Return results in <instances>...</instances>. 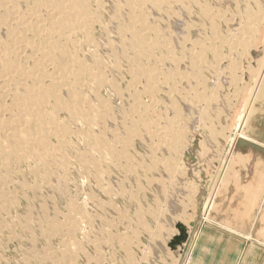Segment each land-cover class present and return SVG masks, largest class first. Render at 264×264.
Instances as JSON below:
<instances>
[{
    "label": "rangeland",
    "instance_id": "rangeland-1",
    "mask_svg": "<svg viewBox=\"0 0 264 264\" xmlns=\"http://www.w3.org/2000/svg\"><path fill=\"white\" fill-rule=\"evenodd\" d=\"M185 1L158 0L157 4L143 1L136 5H140L138 6L139 8H136V6H134L136 9L132 7L133 10L135 9L134 12L125 3L128 0L92 1L90 10L92 9L91 12L97 16L95 21H92L95 24L90 22L88 24L89 29L86 28L87 31L84 29L80 30V32L76 31L73 34H69V40H63L62 45L66 46V51H71H69L70 53L68 52L70 56L74 55V57H70L71 61H75L76 57V60L82 59L81 61H86L85 64L89 66H86L87 70L89 69L88 72H93L94 74V71L98 69L95 74H99L98 76L103 75L106 78V83L102 84L104 86H99L95 76L90 75L89 79L79 80L83 82L82 87H80L74 76L69 75L70 77H68V74L64 75L63 72H60L61 70L57 69L58 67L56 68L53 65L52 72H56L55 77L57 76L56 78H59L65 84L69 82L72 88L69 84L65 88H59L61 92L59 90L56 92H59V95L62 94V96L57 95L59 99L53 102L50 101V104L47 102V108L43 104V108L41 107L40 109L41 111L43 110L42 116L46 118L42 117V121L33 119L32 112H27L28 117L26 116V118L30 124L27 125L28 129L31 126L36 128L40 125L47 130L44 131L46 132V139L43 138L44 136L42 137L45 145L33 147V155L27 157L20 156L22 154H19L18 157L11 155L9 158L12 159H5L4 154L7 152H9L7 154H10L13 146L12 142L8 144L2 136L5 133H9L7 135H10L11 132L15 133V130L19 133V129L22 128V126L16 124L15 119L17 117L15 116L18 113L5 114L6 119L12 116L15 119L12 122H9L11 120L7 122L9 127L14 129H11V132L4 131L8 127L6 124H0V139L3 138L0 140V153L2 152L1 150L4 151V154H2L3 152L0 154V264H189L196 239L203 227L218 230L227 236L223 242L227 246V264H241L245 260L247 249L249 250V264H254L253 261L258 259L256 252L258 246L259 248H264V244L257 243L259 238L258 229L264 214V184L259 181L260 186V184H256L257 181H253L255 186L252 181L250 183L247 181L248 185H253H250L249 189L246 190L244 186L239 184V178L241 177L242 165L245 168L249 165L250 169L254 168V154L256 152L264 153V150L255 146L256 150L259 149V151H254L255 149H252V147H255L247 143L244 144L239 134L242 133L243 127L245 128L246 126V114L250 107L248 106V100L251 101L252 98L255 99L259 95L260 83L257 82H262L259 77L264 72V0ZM239 5L241 6L239 7ZM124 6L126 7L124 8ZM24 8L20 6L22 12H24ZM121 8L127 11H123ZM246 10L250 11L247 12ZM209 16L211 17L209 18ZM248 16L252 18L250 20L253 25H249L250 29L246 30V34L239 35L240 30L243 28L242 26L247 23ZM128 18H132L133 21L144 18L145 25H142L141 29L137 28L136 30H139L148 42H152H149L151 48L149 57H139V55L136 56L134 53L130 42L134 31L129 26L132 20ZM255 21H258V23L256 22L257 25ZM257 26L260 27L258 28ZM123 27H125L126 33H124ZM258 32L260 34H257ZM208 33L211 34L209 35ZM121 34L123 35L121 36ZM253 34L256 35L253 36ZM3 38L6 40V37L3 36ZM235 42L236 45L241 44V47H235ZM244 45L246 48L242 47ZM155 53L158 55L156 56ZM174 58L177 59L175 60ZM66 59L64 58L65 62ZM145 65L149 67L148 70ZM135 69L136 71L144 69L150 77L143 78V83L138 84L136 78H139V76L135 77ZM188 76L192 78H188ZM234 76L238 77L237 81L240 83L237 84V81L233 82ZM165 77H168V80ZM255 77H258L257 80L259 81H255ZM171 79H174L175 82L171 81ZM183 80L184 82H182ZM50 83L51 81L48 80L47 84ZM156 85L159 86L157 87ZM9 87H11V89L9 88L10 91L13 92L16 86L9 85ZM138 87H142L140 91ZM69 88L71 89L70 94L67 93ZM15 92V94L22 93V95L17 96H25L18 87H16ZM66 93L69 94L70 99H68ZM131 93L134 94L132 95ZM64 95L67 97L65 96L64 98ZM137 101L144 108L151 109L150 111L154 115L145 116L143 112H135L133 106ZM59 102L61 104L58 106V110L56 107ZM74 104L76 105L74 106ZM80 105L81 110L78 109ZM91 105L94 107H91ZM89 106L93 109L89 110L87 108ZM156 107L158 110H156ZM60 108L62 109L60 110ZM73 108H76V112H84L86 110V117L77 118L76 121L71 112L74 110ZM88 110L92 113L90 114ZM94 113L97 115H94ZM8 114L10 116H7ZM125 114L129 115L126 116ZM141 118L147 120L148 127H151L150 130L139 122L142 120ZM173 126H178V128H173ZM153 127H157V130ZM66 131L69 132L67 133ZM178 131L182 132L179 133ZM78 132H81V134ZM166 133L169 135H165ZM48 136L50 137L48 138ZM170 136L175 137L170 139ZM181 136L183 137L181 138ZM121 138L124 139L121 140ZM100 140L108 141L110 146L102 147L98 144L101 142ZM14 143L17 144V140ZM2 144L6 145V147ZM164 145L167 147L166 149ZM158 146H160V150L157 149L159 148ZM178 146L181 148L177 150ZM4 147L11 150L7 149V151ZM53 147L57 150H53ZM97 147L101 151L100 149L98 151ZM249 149L251 152H249ZM172 152L174 155H172ZM248 152H255L250 159ZM107 153L108 155L106 156ZM175 154H177L178 160L175 159ZM14 156L18 160L21 157L23 158L18 161ZM45 156L46 158H44ZM163 158L171 160L164 162ZM81 159H83L82 162ZM155 160H160L161 162L157 163ZM234 160H238L236 161L238 163L237 168L234 166L236 163H234ZM152 161L153 164L151 163ZM170 161H173L170 165L175 164L172 165L173 167L169 165ZM239 161H242V164H239ZM154 163H157V166ZM43 167L45 168L43 169ZM230 169L238 171L232 176V173L228 174ZM158 180H161V182H157ZM237 184L243 188L241 186L239 188ZM228 185H233L234 188ZM226 188L229 189L228 192L230 191V194ZM234 192L236 193L234 194ZM256 193L259 194L256 195ZM231 195L232 197L229 198ZM225 199L229 201L226 200L227 202H225ZM258 199L259 201L257 202ZM173 205H175V208ZM229 207L234 209L232 210ZM227 209L232 212L229 213ZM235 213H237L236 217L242 218H239V220L235 218ZM217 216H220V220ZM232 220H234V223ZM177 221L178 224L183 223L182 225L186 226L188 240L184 246L173 251L168 246L174 234L178 233ZM163 223H165L164 226L166 227H163ZM235 226L238 230L234 229L236 228ZM130 236H132L131 239ZM229 236H233V240ZM194 237L195 242L192 245ZM161 238H163L164 242ZM241 245L244 252L239 254L238 250H240ZM67 253L69 255L65 257L64 255Z\"/></svg>",
    "mask_w": 264,
    "mask_h": 264
},
{
    "label": "bare ground",
    "instance_id": "bare-ground-1",
    "mask_svg": "<svg viewBox=\"0 0 264 264\" xmlns=\"http://www.w3.org/2000/svg\"><path fill=\"white\" fill-rule=\"evenodd\" d=\"M92 1H94V0H39V1H36V0H0V84L1 83H3L2 85H0V124H6L8 127L5 129L4 127V131H10L11 132V129L12 130H14L13 128H10L9 127V123H7L8 122V120H11V121H9V122H12V120L13 119H15V118H13L14 116H12V117H8L9 119H6V116H5V114L6 113H12L13 112V114H14V112L15 113H18L15 117H17V119H15L16 120V124L17 125H19V126H22V128L21 129H19V133H17L16 132V130H15V133L14 132H11V134L10 135H7V134H9V133H5V135L4 136H2L7 142H8V144L9 143H11L12 142V146H13V148H12V150L11 149H8V148H5L6 147V145H3V146H5L4 148L7 150H11V152H10V154H7V153H9V152H7L6 154H4V151L3 150H1L2 152V154H4V156H5V159L6 160H10V159H12V158H9V156L11 157V155H15V156H17L18 157V155L19 154H22V155H20V156H25V157H27V156H31V155H33L34 153H33V151H34V148H36L37 146H40V145H45L44 143H43V140H42V137L43 138H45L46 139V137H45V135H46V132H44L46 129H45V127H42V126H38V127H33V126H31V128L29 127V129L27 128V125H30L29 124V121H28V119L26 118V116L28 117V115H27V112L29 111V113H30V111L32 112L31 113V115H32V117H34L33 119H37V120H39V121H42V117L43 118H46V117H44V116H42V111H41V107L43 106V104H45V106L47 105L46 103L48 102V104H50L49 102L51 101V102H53V101H55V100H57V99H59V97L57 96V95H59V92H56L57 90H59V88H61V87H67L68 86V84H69V82L67 83V84H65V83H63L62 82V80L60 81V79L59 78H56L55 77V75H56V72H52V67H53V65H55L54 67H58L57 69H59V70H61L60 72H63L64 73V75L65 74H68V77H70L69 75H72V76H74V78H76V80H77V82L75 81V83H77L78 84V86H80V87H82V81H79V80H84L85 78H88L90 75H94L95 76V78H96V81H97V83H98V85L99 86H104V85H102V84H104V83H106L105 81H106V78L103 76V75H101V76H98L99 74H95L96 73V71H98V69H96L95 71H94V74H93V72H88V70H87V68H86V66L88 65H86L85 64V62H83V61H81L80 59H78V60H76V58H75V61H71L70 60V57L72 58V57H74V55H72V56H70L69 54H68V52L70 51L69 49V51H66L67 50V48H66V46L64 47L62 44V41L63 40H69V34H73L74 32H76V31H79L80 32V30H84V29H86V28H88V24L91 22V23H93V24H95L94 22H92L93 20L95 21V19L97 18V16H96V14H93V12H91L92 11V9L90 10V5H91V3H93ZM151 2V3H156L157 4V2H158V0H128V2H125V3H127V6H129V8H132V7H134V6H136L137 4H139V3H141V2ZM164 1V0H163ZM187 1V0H186ZM185 1V2H186ZM119 2V1H118ZM117 2V3H118ZM193 2V1H192ZM191 2V3H192ZM223 2V1H222ZM147 3V4H148ZM99 4V3H98ZM155 4V5H156ZM188 4V3H187ZM101 5H103V4H101ZM150 5V4H149ZM164 5V4H163ZM162 5V6H163ZM198 5H200V4H198ZM210 5V4H209ZM20 6H23V7H25L24 8V12H22L21 11V9H20ZM99 6V5H98ZM117 6V5H116ZM123 6V5H122ZM138 6H140V5H138ZM138 6H136V8L138 7ZM159 6V5H158ZM193 6V5H192ZM241 5H239V7H240ZM249 6V5H248ZM247 6V7H248ZM259 6V5H258ZM126 6H124V8H125ZM153 7V6H152ZM215 7V6H214ZM264 7V6H263ZM98 8V7H97ZM103 8V7H102ZM128 8V7H127ZM126 8V9H127ZM135 8V7H134ZM135 8V9H136ZM139 8V7H138ZM162 8V7H161ZM195 8V7H194ZM117 9V8H116ZM122 9V8H121ZM134 9V10H135ZM144 9V8H143ZM200 9V8H199ZM212 9V8H211ZM123 10V9H122ZM130 10V9H129ZM132 10H133V8H132ZM134 10L132 11V12H134ZM141 10V9H140ZM140 10H139V13H140ZM144 10H146V9H144ZM144 10H143V12H144ZM194 10V9H193ZM215 10H216V8H215ZM240 10V9H239ZM94 11V10H93ZM123 11H127V10H123ZM142 11V10H141ZM157 11V10H156ZM169 11V10H168ZM220 11H222L221 9H220ZM247 11V10H246ZM248 11H250V10H248ZM247 11V12H248ZM96 12V11H95ZM119 12V11H118ZM146 13V12H145ZM201 13V12H200ZM98 14V13H97ZM100 15V14H99ZM143 15V14H142ZM145 15V14H144ZM152 15V14H151ZM201 15V14H200ZM256 15V14H255ZM131 16V15H130ZM149 16V15H148ZM148 16H147V18H148ZM226 16V15H225ZM231 16V15H230ZM244 16V15H243ZM258 16V15H257ZM263 16V15H262ZM135 17H136V14H135ZM144 17V16H143ZM206 17V16H205ZM211 16H209V18H210ZM254 17V16H253ZM99 18V17H98ZM245 18V17H244ZM248 19H247V23H245L242 27L244 28H242L241 30H240V32H239V35H241V34H246V30L247 29H250V27H249V25H253L252 23H251V20H252V18H250V16H248L247 17ZM255 18V17H254ZM257 18V17H256ZM114 19V18H113ZM121 20H122V18H120ZM128 19H130V20H132V18H128ZM133 19H136V18H133ZM181 19V18H180ZM216 19V18H215ZM251 19V20H250ZM263 19H264V17H263ZM99 20V19H98ZM118 20V19H117ZM129 20V21H130ZM240 20H243V19H240ZM248 20H250V22H248ZM119 21V20H118ZM129 21H128V23H129ZM220 21V20H219ZM223 21V20H222ZM121 22V21H120ZM258 23V21H255V23ZM98 23V22H97ZM101 23V22H100ZM123 23V22H122ZM145 22H144V18H141L140 20H138V21H133L132 20V22H130L129 23V26H130V28L131 29H133V35L131 36V37H133L132 39H131V45H132V49H133V51H134V53L136 54V56H138L139 55V57L140 56H148L149 57V55H151V48H150V45H149V42H151V41H149L148 42V40L144 37V35H142L140 32H139V30L137 31L136 29L137 28H139V29H141L140 27H142V25H145L144 24ZM206 23H208V22H206ZM220 23V22H219ZM243 23V22H242ZM257 23H256V25H257ZM120 24V23H119ZM201 24V23H200ZM121 25H123V24H121ZM155 25V24H154ZM158 25V24H157ZM206 25V24H205ZM242 25V24H241ZM89 27H90V25H89ZM126 27V26H125ZM125 27H123V29L125 30ZM145 27V26H144ZM143 27V28H144ZM148 27V26H147ZM219 27V26H218ZM220 27H222V26H220ZM258 27V26H257ZM260 27V26H259ZM258 27V28H259ZM119 28V27H118ZM122 28V27H121ZM258 28H257V30H258ZM89 29V28H88ZM91 30V29H90ZM93 30H95V29H93ZM156 30V29H155ZM218 30V29H217ZM86 31H87V29H86ZM89 31V30H88ZM129 31H130V29H129ZM228 31V30H227ZM252 31V30H251ZM85 32V31H84ZM90 32V31H89ZM88 32V33H89ZM93 33H94V31H92ZM148 32H149V30H148ZM250 32V31H249ZM253 32V31H252ZM117 33H119V32H117ZM124 33H126V30L124 31ZM123 33V34H124ZM128 33V32H127ZM131 33V32H130ZM234 33V32H233ZM256 33V32H255ZM90 34V33H89ZM123 34H121V36L123 35ZM183 34V33H182ZM205 34V33H204ZM209 35L211 34V33H208ZM207 34V35H208ZM257 34H260V32H258ZM88 35V34H87ZM91 35V34H90ZM120 35V34H119ZM146 35V34H145ZM206 35V36H207ZM220 35V34H219ZM254 35H256V34H253V36ZM3 36L4 37H6V40L3 38ZM77 36V35H76ZM205 36V37H206ZM246 36V35H245ZM252 36V37H253ZM259 36V35H258ZM257 36V37H258ZM86 37V36H85ZM89 37V36H88ZM91 37V36H90ZM209 37H211V36H209ZM216 37V36H215ZM122 38V37H121ZM172 38V37H171ZM216 38H218V37H216ZM224 38V37H223ZM244 38V37H243ZM73 39V38H72ZM89 39V38H88ZM92 39V38H91ZM95 39V38H94ZM125 39H127V38H125ZM205 39V38H204ZM237 39V38H236ZM129 40V39H128ZM127 40V41H128ZM151 40V39H150ZM180 40V39H179ZM200 40V39H199ZM222 40V39H221ZM243 40V39H242ZM245 40V39H244ZM86 41V40H85ZM90 41V40H89ZM161 41V40H160ZM250 41V40H249ZM73 42V41H72ZM162 42V41H161ZM218 42V41H217ZM258 42V41H257ZM93 43V42H92ZM91 43V44H92ZM125 43V42H124ZM152 43V42H151ZM150 43V44H151ZM232 43V42H231ZM234 43V42H233ZM238 43V42H237ZM250 43H251V41H250ZM256 43V42H255ZM75 44V43H74ZM156 44V43H155ZM188 44V43H187ZM217 44V43H216ZM225 44V43H224ZM95 45V44H94ZM126 45V44H125ZM153 45V44H152ZM164 45V44H163ZM190 45V44H189ZM241 45V44H240ZM240 45H236V42H235V47H237V46H240ZM243 45V44H242ZM123 46V45H122ZM173 46V45H172ZM171 46V47H172ZM218 46V45H217ZM217 46H216V48H217ZM245 46V45H244ZM244 46H242L243 48H246V46L244 47ZM155 47V46H154ZM192 47V46H191ZM198 47V46H197ZM223 47V46H222ZM233 47H234V45H233ZM232 47V48H233ZM241 47V46H240ZM66 48V49H65ZM126 48H127V46H126ZM155 48H157V47H155ZM173 48V47H172ZM186 48V47H185ZM158 49V48H157ZM231 49V48H230ZM229 49V50H230ZM251 49V48H250ZM259 49V48H258ZM206 50H207V48H206ZM224 50V49H223ZM228 50V51H229ZM233 50V49H232ZM235 50V49H234ZM73 51V50H72ZM74 51H75V49H74ZM80 51V50H79ZM127 51V50H126ZM129 51V50H128ZM157 51V50H156ZM160 51V50H159ZM190 51H192V50H190ZM198 51V50H197ZM221 51V50H220ZM243 51V50H242ZM247 51H248V49H247ZM71 52V51H70ZM69 52V53H70ZM76 52V51H75ZM74 52V53H75ZM173 52V51H172ZM74 53H71V54H74ZM128 53V52H127ZM196 53V52H195ZM207 53V52H206ZM216 53V52H215ZM226 53V52H225ZM224 53V54H225ZM234 53H235V51H234ZM249 53V52H248ZM77 54H78V52H77ZM94 54V53H93ZM117 54V53H116ZM154 54V53H153ZM156 54V53H155ZM160 54V53H159ZM163 54V53H162ZM189 55H190V53H188ZM80 55V54H79ZM96 55V54H95ZM128 55H130V54H128ZM158 54H156V56H157ZM195 55V54H194ZM229 55V54H228ZM165 56V55H164ZM170 56V55H169ZM183 56V55H182ZM248 56V55H247ZM97 57V56H96ZM131 57H133L132 55H131ZM130 57V58H131ZM64 58H67L68 59V62H67V59H66V62H65V60H64ZM80 58V57H79ZM202 58V57H201ZM95 59V58H94ZM133 59V58H132ZM139 59V58H138ZM138 59H136V60H138ZM168 59V58H167ZM175 59V58H174ZM177 59V58H176ZM175 59V60H176ZM226 59V58H225ZM73 60V59H72ZM86 60V59H85ZM128 60V59H127ZM131 60V59H130ZM141 60H142V58H141ZM148 60V59H147ZM174 60V61H175ZM188 60H190V59H188ZM194 60V59H193ZM143 61V60H142ZM215 61V60H214ZM240 61V60H239ZM130 62V61H129ZM137 62V61H136ZM164 62H166V61H164ZM207 62H208V60H207ZM237 62V61H236ZM95 63H97L96 61H95ZM138 63V62H137ZM147 63V62H146ZM145 63V64H146ZM157 63H158V61H157ZM182 63V62H181ZM184 63H186V62H184ZM190 63V62H189ZM200 63V62H199ZM205 63V62H204ZM225 63V62H224ZM98 64V63H97ZM102 64V63H101ZM132 64V63H131ZM151 64V63H150ZM155 64V63H154ZM168 64H170V63H168ZM174 64V63H173ZM209 64V63H208ZM233 64H235V63H233ZM167 65V64H166ZM181 65V64H180ZM179 65V67H181ZM189 65V64H188ZM190 65H191V63H190ZM229 65V64H228ZM93 66V65H92ZM153 66V65H152ZM163 66V65H162ZM184 66V65H183ZM187 66V65H186ZM235 66V65H234ZM87 67H89V66H87ZM97 67H99V66H97ZM105 67V66H104ZM145 67H147L146 65H145ZM158 67H159V65H158ZM166 67V66H165ZM171 67V66H170ZM179 67H178V69H179ZM189 67V66H188ZM187 67V68H188ZM242 67V66H241ZM94 68V67H93ZM96 68V67H95ZM100 68V67H99ZM103 68V67H102ZM130 68V67H129ZM148 68L149 67H147V70H148ZM191 68V67H190ZM234 68V67H233ZM264 68V67H263ZM55 69V68H54ZM117 69V68H116ZM169 69V68H168ZM174 69V68H173ZM56 70V69H55ZM219 70V69H218ZM57 71V70H56ZM91 71H92V69H91ZM135 71H136V69H135ZM140 72V73H139ZM149 72H150V70H149ZM154 72H156L155 70H154ZM153 72V73H154ZM186 72H188L187 70H186ZM257 72V71H256ZM136 73V76L135 77H137V76H139V78H136L137 79V83L139 84H141V83H143L142 81H143V78H145L146 79V77H150L148 74H147V71H144V69H139L138 71H136L135 72ZM152 73V74H153ZM157 73V72H156ZM160 73V72H159ZM105 74V73H104ZM164 74V73H163ZM188 74V73H187ZM57 75H59V74H57ZM61 75V74H60ZM123 75V74H122ZM133 75H134V73H133ZM148 75V76H147ZM151 75V74H150ZM253 75V74H252ZM260 75V74H259ZM91 76V77H92ZM163 76V75H162ZM182 76V75H181ZM180 76V77H181ZM186 76V75H185ZM200 76H201V74H200ZM61 77H62V75H61ZM64 77V76H63ZM153 77V76H152ZM189 77H191V76H188V78ZM73 78V77H72ZM73 78V80H75ZM78 78V79H77ZM81 78V79H80ZM90 78V77H89ZM88 78V79H89ZM161 78V77H160ZM166 78V77H165ZM168 78V77H167ZM166 78V79H167ZM192 78V77H191ZM199 78V77H198ZM238 78V77H237ZM235 76L233 77V82L235 83V81H237L238 79H237ZM256 79H255V81H259V80H257V78L258 77H255ZM262 79L261 81L262 82H257V83H260L259 85H260V93H258L257 95L258 96H256L255 97V99L254 98H252L253 99V101H252V99H251V101H249L248 100V106H250L249 107V109H248V111H247V114H246V121H245V128L243 127V131H242V133H240L239 135L241 136V138H242V140H243V142H244V144H249V145H252V146H256V147H259V148H262L263 150H264V72L261 74V77H259V79ZM8 79V80H7ZM67 79V78H66ZM110 79V78H109ZM132 79V78H131ZM134 79V78H133ZM135 79V80H136ZM163 79V78H162ZM161 79V80H162ZM179 79V78H178ZM199 79H202V78H199ZM48 80L49 81H51V83L50 84H47L48 83ZM64 80V79H63ZM168 80V79H167ZM174 81V79H171V81ZM223 80V79H222ZM246 80V79H245ZM90 81V80H89ZM132 81V80H131ZM141 81V82H140ZM187 81V80H186ZM200 81V80H199ZM254 81V82H255ZM5 82V83H4ZM144 82H145V80H144ZM155 82V81H154ZM162 82V81H161ZM164 82H165V80H164ZM175 82V81H174ZM182 82H184V80L182 81ZM181 83V82H180ZM238 83H240L239 81H237V84ZM84 84H85V82H84ZM107 84H108V82H107ZM160 84V83H159ZM9 85L10 86H16V87H18V89L20 90V92H23L24 93V95L25 96H17V95H22V93L21 94H15V93H17V92H15V89H16V87H15V89H14V91L13 92H11L10 91V89H11V87H9ZM70 85V87L72 88V86H71V84H69ZM72 85H73V83H72ZM96 85V84H95ZM98 85H96V86H98ZM135 85V84H134ZM145 85V84H144ZM155 85V84H154ZM153 85V86H154ZM164 85V84H163ZM162 85V86H163ZM170 85V84H169ZM171 85H173V84H171ZM179 85V84H178ZM256 85V84H255ZM74 86V85H73ZM93 86V85H92ZM129 86V85H128ZM142 86V85H141ZM157 86V85H156ZM159 86V85H158ZM157 86V87H158ZM249 87H250V85H249ZM253 87V86H252ZM10 88V89H9ZM76 88V87H75ZM118 88V87H117ZM142 88V87H141ZM141 88H139L138 87V89H139V91H140V89ZM162 88V87H161ZM204 88V87H203ZM67 89V88H66ZM103 89V88H102ZM133 89V88H132ZM152 89V88H151ZM154 89H155V87H154ZM61 90V89H60ZM59 90V91H60ZM70 88H69V92H67V93H69L70 94ZM98 90V89H97ZM136 90V89H135ZM246 90V89H245ZM133 91V90H132ZM152 91H153V89H152ZM185 91V90H184ZM231 91V90H230ZM243 91V90H242ZM255 91V90H254ZM15 92V93H14ZM61 92V91H60ZM76 92V91H75ZM144 92V91H143ZM162 92V91H161ZM194 92V91H193ZM257 92H259V91H257ZM256 92V93H257ZM14 93V94H13ZM58 93V94H57ZM66 93V94H67ZM73 93H74V90H73ZM149 93V92H148ZM184 93V92H183ZM189 93V92H188ZM248 93H249V91H248ZM69 94H67L68 95V99H70L71 97H69ZM78 94H79V92H78ZM77 94V95H78ZM132 94V93H131ZM134 94V93H133ZM132 94V95H133ZM146 94H147V92H146ZM149 94H151V93H149ZM157 94V93H156ZM159 94V93H158ZM196 94V93H195ZM246 94V93H245ZM75 95V94H74ZM83 95V94H82ZM81 95V96H82ZM95 95V94H94ZM132 95H131V97H132ZM148 95V94H147ZM146 95V96H147ZM203 95V94H202ZM209 95V94H208ZM207 95V96H208ZM222 95V94H221ZM247 95H249V94H247ZM247 95H246V98H247ZM255 95V94H254ZM59 96H62V94L61 95H59ZM65 96L66 95H64L63 97L65 98ZM71 96V95H70ZM73 96V95H72ZM79 96V95H78ZM77 96V97H78ZM84 96V95H83ZM101 96V95H100ZM159 96V95H158ZM196 96H197V94H196ZM67 97V96H66ZM74 97V96H73ZM80 97V96H79ZM138 97V96H137ZM190 97V96H189ZM193 97V96H192ZM62 98V97H61ZM63 98V99H64ZM91 98V97H90ZM87 99V98H86ZM176 99V98H175ZM200 99V98H199ZM62 100V99H61ZM73 100L75 101V99L73 98ZM72 100V101H73ZM99 100V99H98ZM134 100H135V98H134ZM141 100V99H140ZM188 100V99H187ZM190 100V99H189ZM212 100V99H211ZM64 101H66V100H64ZM64 101H62V102H64ZM68 101V100H67ZM71 101V102H72ZM73 101V102H74ZM78 101H79V98H78ZM101 101V100H100ZM139 101V100H138ZM136 102L135 103V105L133 106L134 107V111L135 112H137V113H139V112H143L144 114H145V116H153L154 115V113H151V109H147V108H144V106L140 103V102ZM142 101V100H141ZM90 102V101H89ZM99 102V101H98ZM198 102V101H197ZM205 102V101H204ZM57 103V102H56ZM79 103V102H78ZM92 103H93V101H92ZM106 103V102H105ZM104 103V104H105ZM151 103V102H150ZM251 103V105H249ZM51 104H53V103H51ZM61 103L59 102L58 104H57V109L59 110V108H58V106L60 105ZM97 104V103H96ZM96 104H93L94 106H97ZM99 104H101V103H99ZM134 104V103H133ZM227 104V103H226ZM244 104H245V102H244ZM244 104H243V107H244ZM64 105H66V104H64ZM68 105V104H67ZM66 105V106H67ZM76 104H74V106H75ZM84 105V104H83ZM160 105V104H159ZM176 105V104H175ZM213 105V104H212ZM216 105V104H215ZM48 106V105H47ZM47 106L45 107V108H47ZM52 106V105H51ZM56 106V105H55ZM94 106H92L91 105V107H94ZM102 106V105H101ZM163 106H164V104H163ZM171 106V105H170ZM174 106V105H173ZM195 106V105H194ZM207 106V105H206ZM206 106H204V107H206ZM69 107V106H68ZM78 107V106H77ZM80 107H81V105L79 106V108L78 109H80ZM98 107H99V105H98ZM160 107V106H159ZM201 107V106H200ZM216 107V106H215ZM234 107V106H233ZM43 108V107H42ZM70 108V107H69ZM87 108H89V110H92L91 108H90V106L89 107H87ZM102 108H103V106H102ZM106 108V107H105ZM161 108V107H160ZM171 108V107H170ZM181 108V107H180ZM210 108V107H209ZM62 108H60V110H61ZM66 109V108H65ZM74 110H72L71 112H72V116L74 117V118H76V121H77V118H83V117H86V113H85V111L83 112H76L75 111V109L76 108H73ZM84 109H86V107H84ZM97 109H99V108H97ZM168 109V108H167ZM225 109V108H224ZM242 109H244V108H242ZM48 110V109H47ZM57 110V111H58ZM64 110V109H63ZM81 110V109H80ZM88 110V111H89ZM94 110H95V108H94ZM156 110H158V108L156 107ZM165 110V109H164ZM199 110V109H198ZM228 110V109H227ZM246 110V109H245ZM46 111V110H45ZM44 111V112H45ZM50 111H53V110H50ZM56 111V112H57ZM66 111L68 112L69 110H67L66 109ZM128 111V110H127ZM154 111V110H153ZM179 111V110H178ZM192 111V110H191ZM48 112V111H47ZM54 112V111H53ZM59 112V111H58ZM63 112V111H62ZM90 112V114L92 113L91 111H89ZM103 112V111H102ZM111 112V111H110ZM129 112V111H128ZM157 112V111H156ZM175 112V111H174ZM203 112V111H202ZM231 112V111H230ZM60 113V112H59ZM68 113H70V112H68ZM108 113H109V111H108ZM134 113V112H133ZM158 113H159V111H158ZM192 113V112H191ZM201 113V112H200ZM12 114V115H13ZM47 114V113H46ZM51 114V113H50ZM53 114V113H52ZM122 114V113H121ZM132 114V113H131ZM163 114V113H162ZM190 114V113H189ZM198 114V113H197ZM30 115V114H29ZM44 115V114H43ZM55 115V114H54ZM53 115V116H54ZM93 115V114H92ZM94 115H97L96 113H94ZM93 115V116H94ZM101 115V114H100ZM126 116L127 115H129V114H125ZM134 115V114H133ZM164 115V114H163ZM179 115V114H178ZM204 115V114H203ZM242 115V114H241ZM7 116H10L9 114L7 115ZM48 116V115H47ZM50 116V115H49ZM56 116V115H55ZM124 116V115H123ZM136 116V115H135ZM51 117V116H50ZM57 117V116H56ZM121 117V116H120ZM156 117V116H155ZM172 117V116H171ZM31 118V117H30ZM105 118V117H104ZM136 118V117H135ZM183 118V117H182ZM209 118V117H208ZM216 118V117H215ZM219 118V117H218ZM227 118V117H226ZM86 119V118H85ZM94 119V118H93ZM92 119V120H93ZM96 119H99V118H96ZM124 119H125V117H124ZM130 119H132V118H130ZM142 119V118H141ZM244 119V118H243ZM32 120V119H31ZM58 120V119H57ZM87 120V119H86ZM88 120H89V118H88ZM91 120V119H90ZM95 120V119H94ZM100 120V119H99ZM105 120V119H104ZM120 120V119H119ZM134 120V119H133ZM171 120V119H170ZM181 120V119H180ZM196 120V119H195ZM211 120V119H210ZM221 120V119H220ZM227 120V119H226ZM240 120V119H239ZM46 121H48L47 119H46ZM49 121H50V119H49ZM98 121V120H97ZM117 121V120H116ZM129 121V120H128ZM164 121V120H163ZM201 121V120H200ZM31 122V121H30ZM78 122H80V121H78ZM82 122V121H81ZM93 122V121H92ZM92 122H91V124H92ZM142 125H144V127L146 128V129H148V130H150L151 129V127H148L149 125H148V122H147V120L146 119H142L141 121H139ZM138 122V123H139ZM167 122V121H166ZM173 122V121H172ZM211 122V121H210ZM225 122V121H224ZM239 122V121H238ZM41 123V122H40ZM47 123V122H46ZM58 124H59V122H57ZM56 123V124H57ZM87 123V122H86ZM137 123V124H138ZM164 123V122H163ZM162 123V124H163ZM176 123H177V121H176ZM191 123V122H190ZM197 123V122H196ZM204 123V122H203ZM214 123H215V121H214ZM242 123V122H241ZM10 124H13V123H10ZM38 124V123H37ZM49 124H50V122H49ZM90 124V123H89ZM157 124V123H156ZM161 124V125H162ZM168 124V123H167ZM182 124H183V121H182ZM194 124V123H193ZM208 124H210V123H208ZM228 124V123H227ZM15 125V124H14ZM34 125H36V124H34ZM47 125V124H46ZM93 125V124H92ZM135 125V124H134ZM153 125V124H152ZM160 125V124H159ZM169 125V124H168ZM173 125H174V123H173ZM211 125H212V123H211ZM222 125V124H221ZM244 125V124H243ZM1 126V125H0ZM45 126V125H44ZM49 126V125H48ZM57 126V125H56ZM139 126V125H138ZM155 126V125H154ZM182 126V125H181ZM206 126V125H205ZM23 127H24V129H23ZM59 127H60V125H59ZM111 127V126H110ZM170 127V126H169ZM177 128H178V126H176ZM176 127H174L173 126V128H176ZM229 127V126H228ZM227 127V128H228ZM16 128H17V126H16ZM54 128H55V126H54ZM93 128V127H92ZM139 128H140V126H139ZM155 130H157V127L155 128V127H153ZM206 128V127H205ZM18 129V128H17ZM50 129H51V127H50ZM49 129V130H50ZM142 129V128H141ZM242 129V128H241ZM2 130V129H1ZM57 130V129H56ZM106 130V129H105ZM159 130H160V128H159ZM175 130V129H174ZM177 130V129H176ZM179 130V129H178ZM47 131V130H46ZM79 131V130H78ZM86 131V130H85ZM94 131H95V129H94ZM139 131H141V130H139ZM143 131V130H142ZM173 131V130H172ZM184 131V130H183ZM238 131V130H237ZM49 132H51V131H49ZM67 133L69 132V131H66ZM65 132V133H66ZM107 132V131H106ZM111 132V131H110ZM124 132H126V131H124ZM138 132V131H137ZM163 132H164V130H163ZM179 132V131H178ZM182 132V131H181ZM181 132H179V133H181ZM13 133V134H12ZM55 133V132H54ZM64 133V132H63ZM62 133V134H63ZM78 133H80L81 134V132H78ZM88 133V132H87ZM86 133V134H87ZM102 133V132H101ZM142 133V135H144V133L143 132H141ZM160 133V132H159ZM165 133V132H164ZM186 133V132H185ZM225 133V132H224ZM230 133H231V131H230ZM2 134V133H1ZM83 134V133H82ZM139 134V133H138ZM154 134V133H153ZM152 134V135H153ZM169 134H170V132H169ZM168 134V135H169ZM187 134V133H186ZM217 134V133H216ZM215 134V135H216ZM48 135H50V134H48ZM74 135V134H73ZM108 135V134H107ZM124 135V134H123ZM159 135V134H158ZM165 135H167V133L165 134ZM165 135H163V136H165ZM167 135V136H168ZM226 135V134H225ZM224 135V136H225ZM53 136V135H52ZM58 136V135H57ZM56 136V137H57ZM63 136V135H62ZM76 136V135H75ZM85 136V135H84ZM90 136V135H89ZM229 136H230V134H229ZM237 136V135H236ZM50 136H48V138H49ZM55 137V136H54ZM107 137H109V136H107ZM116 137V136H115ZM133 137H136V136H133ZM142 137V136H141ZM154 137H156L155 135H154ZM158 137V136H157ZM159 137H162V136H159ZM174 137L175 136H170V139H174ZM183 136H181V138H182ZM3 138H1V139H3ZM59 138V137H58ZM87 138V137H86ZM149 138V137H148ZM167 138V137H166ZM0 139V140H1ZM88 139H89V137H88ZM113 139V138H112ZM119 139V138H118ZM122 139H124V138H121V140ZM155 139V138H154ZM162 139V138H161ZM169 139V138H168ZM209 139V138H208ZM4 140V141H5ZM16 140H17V144L16 143H14V142H16ZM50 140V139H49ZM110 140H111V137H110ZM160 140V139H159ZM14 141V142H13ZM47 141V140H46ZM83 142H84V140H82ZM86 141H88V140H86ZM101 141V140H100ZM156 141V140H155ZM184 141V140H183ZM194 141V140H193ZM90 142V141H89ZM111 142V141H110ZM112 142H113V140H112ZM168 142V141H167ZM242 142V141H241ZM241 142H239V143H241ZM119 143V142H118ZM151 143V142H150ZM85 144V143H84ZM99 145H101L102 147H109L110 145H109V143H108V141L106 142L105 140H102L101 142H99L98 143ZM97 144V145H98ZM116 144V143H115ZM114 144V145H115ZM121 144V143H120ZM161 144V143H160ZM167 144V143H166ZM179 144V143H178ZM243 144V145H244ZM2 145H1V147H2ZM11 145V144H10ZM9 145V146H10ZM52 145V144H51ZM86 145V144H85ZM93 145V144H92ZM123 145V144H122ZM151 145V144H150ZM162 145V144H161ZM182 145V144H181ZM184 145V144H183ZM189 145V144H188ZM239 145V144H238ZM61 146V145H60ZM94 146V145H93ZM101 146H99V147H101ZM156 146V145H155ZM221 146V145H220ZM34 147V148H33ZM42 147V146H41ZM57 147V146H56ZM90 147V146H89ZM159 148H157L158 150H160V146H158ZM164 147H165V145H164ZM243 147V146H242ZM256 147L255 148H253L252 147V149H255L254 151H259V149H257L256 150ZM11 148V147H10ZM58 148V147H57ZM62 148V147H61ZM91 148H93V147H91ZM96 148V147H95ZM119 148V147H118ZM121 148V147H120ZM126 148V147H125ZM124 148V149H125ZM167 147H165V149H166ZM171 148V147H170ZM178 148H181V147H177V150H178ZM1 149V148H0ZM4 149V150H5ZM43 149V148H42ZM55 148L53 147V150H54ZM85 149V148H84ZM97 149H98V151H99V149L100 148H98L97 147ZM163 149V148H162ZM204 149V148H203ZM7 150V151H8ZM55 150H57V149H55ZM60 150V149H59ZM92 150H94V149H92ZM121 150V149H120ZM157 150V151H158ZM173 150V149H172ZM185 150V149H184ZM39 151V150H38ZM61 151V150H60ZM100 151H101V149H100ZM163 151V150H162ZM174 151V150H173ZM180 151V150H179ZM179 151H177V152H179ZM6 152V151H5ZM36 152H37V149H36ZM48 152V151H47ZM52 152V151H51ZM88 152V151H87ZM107 152V151H106ZM168 152V151H167ZM186 152V151H185ZM249 152H251L250 151V149H249ZM248 152V154H249V159H250V157L255 153H249ZM253 152V151H252ZM264 152V151H263ZM0 153V154H1ZM44 153V152H43ZM53 153V152H52ZM55 153V152H54ZM95 153H96V151H95ZM113 153H114V151H113ZM119 153V152H118ZM158 153V152H157ZM169 153H171V152H169ZM208 153H210V152H208ZM94 154V153H93ZM98 154H99V152H98ZM97 154V155H98ZM116 154V153H115ZM127 154V153H126ZM165 154H166V152H165ZM244 154V153H243ZM39 155V154H38ZM46 155V154H45ZM49 155V154H48ZM47 155V156H48ZM81 155V154H80ZM108 155V153L106 154V156ZM117 155V154H116ZM115 155V156H116ZM154 155V154H153ZM164 155V154H163ZM168 155V154H167ZM166 155V156H167ZM172 155H174L173 154V152H172ZM177 154H175V159H177V156H176ZM239 155V154H238ZM1 156H3V155H1ZM14 156V157H15ZM35 156V155H34ZM49 156H51V155H49ZM242 156H244V155H242ZM17 157H15V158H17ZM65 157V156H64ZM97 157V156H96ZM105 157V156H104ZM181 157V156H180ZM3 158V157H2ZM21 158H23V157H21ZM20 158V159H21ZM44 158H46V156L44 157ZM52 158V157H51ZM100 158V157H99ZM98 158V159H99ZM158 158V157H157ZM156 158V159H157ZM164 158H166V157H164ZM163 158V160H164V162H166L167 160H171V159H167V160H165ZM235 158V157H234ZM252 158V157H251ZM254 160H253V167L254 168H252V169H250L249 168V166L248 167H246V168H249V169H246L245 167H244V165H242V171L240 172L241 173V177L239 178L240 179V182H239V184H241L242 186H244L245 188L244 189H246V190H248L249 189V187H250V185L252 186L253 184L255 185V183L253 182V181H257V183L256 184H260V183H263L264 184V153H262V152H256L255 154H254ZM19 159V160H20ZM28 159V158H27ZM33 159V158H32ZM36 159V158H35ZM159 159V158H158ZM162 159V158H161ZM5 160V161H6ZM16 160V159H15ZM17 160H18V158H17ZM18 160V161H19ZM37 160V159H36ZM39 160V159H38ZM52 160V159H51ZM63 160V159H62ZM91 160V159H90ZM100 160V159H99ZM105 160V159H104ZM114 160V159H113ZM123 160V159H122ZM178 160V159H177ZM21 161V160H20ZM33 161V160H32ZM41 161V160H40ZM48 161V160H47ZM83 161V159H81V162ZM101 161V160H100ZM112 161V160H111ZM116 161V160H115ZM160 161V160H159ZM159 161H157V160H155V162H159ZM216 161V160H215ZM233 161V160H232ZM236 161H238V160H234V163L236 162ZM250 161H252V160H250ZM1 162H2V160H1ZM4 162V161H3ZM2 162V163H3ZM10 162H12V161H10ZM9 162V163H10ZM30 163H31V161H29ZM34 162V161H33ZM39 162V161H38ZM63 162V161H62ZM123 162V161H122ZM161 162V161H160ZM171 162H173V161H170V163H169V165L171 164ZM180 162V161H179ZM242 161H239V164H242L241 163ZM244 162V161H243ZM28 163V162H27ZM35 163V162H34ZM88 163H89V161H88ZM111 163V162H110ZM117 163H118V161H117ZM152 164H153V161L151 162ZM156 163V164H157ZM174 163H176V162H174ZM178 163V162H177ZM245 163V162H244ZM243 163V164H244ZM249 163V162H248ZM3 164H5L6 165V163H3ZM12 164H13V162H12ZM37 164V163H36ZM40 164V163H39ZM38 164V165H39ZM43 164V163H42ZM48 164H49V162H48ZM155 164V163H154ZM155 164V165H156ZM162 164V163H161ZM161 164H159L160 166H161ZM249 164H251V163H249ZM41 165V164H40ZM86 165H88V164H86ZM158 165V166H159ZM168 165V166H169ZM172 165H175V164H172ZM172 165H170V166H172ZM194 165V164H193ZM237 165V166H236ZM42 166H44V165H42ZM90 166V165H89ZM157 166V165H156ZM236 168L238 167V163L236 162L235 163V165H234ZM251 166H252V164H251ZM7 167H9V165H7ZM38 168H39V166H37ZM152 167H154V166H152ZM162 167H163V164H162ZM173 167V166H172ZM45 167H43V169H44ZM156 168V167H155ZM229 168H230V166H229ZM49 169V168H48ZM168 169V168H167ZM46 170V169H45ZM162 170H164V169H162ZM170 170V169H169ZM47 171V170H46ZM156 171V170H155ZM236 171H238V170H234V169H230V170H228V174H231L232 173V176H234V173L236 172ZM6 172V171H5ZM88 172V171H87ZM167 172V171H166ZM172 172V171H171ZM178 172H179V170H178ZM10 173V172H9ZM40 173V172H39ZM105 173V172H104ZM169 173V172H168ZM237 173V172H236ZM98 174V173H97ZM167 174V173H166ZM196 174V173H195ZM46 175V174H45ZM52 175V174H51ZM94 175V174H93ZM105 175V174H104ZM240 175V174H239ZM41 176V175H40ZM200 176V175H199ZM226 176V175H225ZM224 176V177H225ZM171 177H173L172 175H171ZM185 177H187V176H185ZM1 178V177H0ZM232 178V177H231ZM233 178H235V177H233ZM236 178H238V177H236ZM7 179V178H6ZM167 179V178H166ZM185 179V178H184ZM224 179V178H223ZM230 179V178H229ZM222 180V179H221ZM1 181H2V179H1ZM225 181V180H224ZM237 181V180H236ZM250 183V181H252L253 182V184H250V185H248L249 183ZM259 181H261L260 183H258ZM3 182V181H2ZM157 182H161V180L159 181H157ZM181 182V181H180ZM231 182H233V181H231ZM228 183V182H227ZM237 183V182H236ZM248 183V184H247ZM239 184H237V185H239ZM174 185V184H173ZM233 185H234V183H233ZM233 185H228V186H233ZM241 185H239L238 187L240 188V186ZM7 186V185H6ZM227 186V187H228ZM241 186V187H242ZM256 186V185H255ZM260 186H261V184H260ZM264 186V185H263ZM127 187V186H126ZM177 187V186H176ZM179 187V186H178ZM233 188H234V186H233ZM237 188V187H236ZM243 188V187H242ZM255 188V187H254ZM263 188V187H262ZM227 189V188H226ZM231 189V188H230ZM251 189V188H250ZM264 189V188H263ZM8 190V189H7ZM190 190V189H189ZM228 190L229 189H227V192H228ZM245 190V191H246ZM235 191H236V189H235ZM256 191V190H255ZM226 192V191H225ZM226 192V193H227ZM230 192V191H229ZM228 192V193H229ZM237 192V191H236ZM236 192H234V194L236 193ZM253 192V191H252ZM251 192V193H252ZM262 192V191H261ZM264 192V191H263ZM237 193H239V192H237ZM250 193V194H251ZM178 194V193H177ZM224 194V193H223ZM230 194V193H229ZM232 194V193H231ZM257 194H259V193H256V195ZM225 195V194H224ZM239 195V194H238ZM247 195H249V194H247ZM246 195V196H247ZM261 195V194H260ZM259 195V196H260ZM196 196V195H195ZM229 196V195H228ZM242 196V195H241ZM250 196V195H249ZM258 196V197H259ZM217 197V196H216ZM223 197V196H222ZM232 197V195L229 197V198H231ZM235 197V196H234ZM238 197V196H237ZM244 197V196H243ZM251 197V196H250ZM256 197V196H255ZM257 197V198H258ZM191 198V197H190ZM225 198V197H224ZM223 198V199H224ZM227 198V197H226ZM241 198V197H240ZM183 199V198H182ZM220 199V198H219ZM247 199H249V198H247ZM7 200V199H6ZM96 200V199H95ZM222 200V199H221ZM221 200H219V201H221ZM227 199H225L224 201L225 202H227V201H229V200H227ZM232 200V199H231ZM230 200V201H231ZM236 200V199H235ZM94 201V200H93ZM98 201V200H97ZM259 201V199L257 200V202ZM9 202H10V200H9ZM186 202V201H185ZM215 202V201H214ZM223 202V201H222ZM5 203H7L6 201H5ZM180 203V202H179ZM238 203V202H237ZM239 203H241L240 201H239ZM244 203H245V201H244ZM246 203H248L247 201H246ZM99 204V203H98ZM227 204V203H226ZM242 204V203H241ZM255 204H257V203H255ZM104 205V204H103ZM221 205V204H220ZM228 205V204H227ZM240 205V204H239ZM244 205V204H243ZM258 205V204H257ZM175 205H173V207H174ZM219 206V205H218ZM226 206V205H225ZM230 206H231V203H230ZM242 206V205H241ZM249 206V205H248ZM251 206V205H250ZM9 207V206H8ZM185 207V206H184ZM221 207V206H220ZM228 207V206H227ZM175 208V207H174ZM230 209L232 208V207H229ZM242 209H243V206L241 207ZM249 209H250V207H248ZM258 208V207H257ZM264 208V207H263ZM117 209V208H116ZM224 209V208H223ZM234 208H232V210H233ZM247 209V208H246ZM252 209V208H251ZM137 210V209H136ZM139 210V209H138ZM255 210V209H254ZM75 211V210H74ZM222 211V210H221ZM227 211L229 212V213H231L232 211H230L229 209H227ZM227 212V213H228ZM249 212V211H248ZM2 213V212H1ZM10 213V212H9ZM166 213V212H165ZM221 213V212H220ZM242 213V212H241ZM145 214V213H144ZM167 214V213H166ZM212 214H214V213H212ZM248 214H250V213H248ZM239 215H240V213H239ZM245 215V214H244ZM262 215V214H261ZM165 216V215H164ZM215 216V215H214ZM223 216V215H222ZM237 216V213H235V218H238V217H236ZM262 216H264V214L262 215ZM51 217V216H50ZM80 217V216H79ZM218 217V216H217ZM220 217V216H219ZM218 217V218H219ZM252 217H254V216H252ZM239 218H242V217H239ZM239 218H238V220H239ZM249 218V217H248ZM100 219V218H99ZM166 219V218H165ZM186 219V218H185ZM215 219V218H214ZM231 219V218H230ZM71 220V219H70ZM158 220V219H157ZM167 220H168V218H167ZM181 220H182V218H181ZM219 220H220V218H219ZM252 220V219H251ZM88 221V220H87ZM139 221H140V218H139ZM153 221H155V220H153ZM169 221V220H168ZM174 221V220H173ZM226 221V220H225ZM224 221V223H226ZM233 221V223H234V220H232ZM184 222V221H183ZM216 222H218V221H216ZM228 222V221H227ZM241 222V221H240ZM101 223V222H100ZM146 223V222H145ZM159 223V222H158ZM175 223V222H174ZM236 223V222H235ZM143 224V223H142ZM141 224V225H142ZM150 224V223H149ZM156 224V223H155ZM160 224H162V223H160ZM159 224V225H160ZM177 224H178V221L176 222V226H177ZM181 224H183V223H181ZM229 224V223H228ZM237 224V223H236ZM251 224V223H250ZM100 225V224H99ZM140 225V224H139ZM146 225V224H145ZM165 225V223H163V227H166V226H164ZM224 225H226V224H224ZM238 225V224H237ZM155 226V225H154ZM185 226V225H184ZM228 226V225H227ZM234 226V225H233ZM233 226H232V228H233ZM100 227V226H99ZM103 227V226H102ZM151 227V226H150ZM159 227V226H158ZM162 227V228H163ZM186 227V226H185ZM236 227V226H235ZM147 228V227H146ZM149 228V227H148ZM153 228V227H152ZM262 228H264V218H263V222H262ZM191 229V228H190ZM226 229V228H225ZM234 229H236V230H238L237 229V227L236 228H234ZM43 230H44V228H43ZM46 230V229H45ZM131 230V229H130ZM143 230V229H142ZM247 230V229H246ZM76 231V230H75ZM166 231V230H165ZM177 231H178V233L177 234H174V236H173V238L175 237V236H178L179 235V230L177 229ZM229 231V230H228ZM231 231V230H230ZM63 232V231H62ZM129 232V231H128ZM159 232V231H158ZM176 232V231H175ZM143 233V232H142ZM248 233V232H247ZM263 233H264V231H263ZM114 234H116V233H114ZM131 234V233H130ZM129 234V235H130ZM161 234H163L162 232H161ZM75 235V234H74ZM173 235V234H172ZM126 236V235H125ZM153 236V235H152ZM159 236H163V235H159ZM55 237V236H54ZM131 237L132 236H130V239H131ZM151 237V236H150ZM168 237V236H167ZM262 237H264V236H262ZM152 238V237H151ZM172 238V239H173ZM158 239H160V238H158ZM157 239V240H158ZM162 239V241H163V238H161ZM257 239V238H256ZM134 240V239H133ZM170 240V239H169ZM136 241V240H135ZM164 242V241H163ZM168 242V241H167ZM194 242H195V237L193 238V240H192V245L194 244ZM264 242V241H263ZM98 243V242H97ZM124 243H125V241H124ZM169 243V242H168ZM157 244V243H156ZM132 245V244H131ZM167 245V244H166ZM184 246V245H183ZM76 247V246H75ZM169 247V246H168ZM167 247V248H168ZM74 248V247H73ZM66 249V248H65ZM81 251V250H80ZM130 251H131V249H130ZM171 251V250H170ZM176 251V250H175ZM129 252V251H128ZM173 252V251H172ZM56 253H57V251H56ZM133 253V252H132ZM175 253V252H174ZM81 254H82V252H81ZM127 254V253H126ZM171 254V253H170ZM173 254V253H172ZM67 255H69V253H67V254H65L64 256L65 257H67ZM80 255V254H79ZM130 255V254H129ZM131 255H134V254H131ZM150 255V254H149ZM136 256V255H135ZM151 256V255H150ZM150 256H148L149 258H150ZM51 257V256H50ZM129 257V256H128ZM56 258V257H55ZM148 258V259H149ZM63 259V258H62ZM49 260V259H48ZM65 260V259H64ZM47 261V260H46ZM49 261H51V260H49ZM60 261H61V259H60ZM59 261V262H60ZM55 262V261H54ZM94 262V261H93ZM94 263H96V262H94ZM58 264V263H57ZM61 264V263H60ZM91 264H93V263H91Z\"/></svg>",
    "mask_w": 264,
    "mask_h": 264
},
{
    "label": "crops",
    "instance_id": "crops-1",
    "mask_svg": "<svg viewBox=\"0 0 264 264\" xmlns=\"http://www.w3.org/2000/svg\"><path fill=\"white\" fill-rule=\"evenodd\" d=\"M263 218L264 216H262L260 227L258 229L259 238L257 243L260 244H264V237H262L264 236V228H262ZM225 237L227 236L220 233L218 230L212 228L209 229L206 227L201 228L198 234V238L196 239V244L189 264H227V246L223 244ZM229 238H232L233 240V236H229ZM243 252L244 249L241 245L238 253L242 254ZM256 252L258 255H256L258 259L256 261H253V263L264 264V248L262 249L258 246V250H256ZM245 253V260L241 264H249V250L247 249Z\"/></svg>",
    "mask_w": 264,
    "mask_h": 264
},
{
    "label": "water",
    "instance_id": "water-1",
    "mask_svg": "<svg viewBox=\"0 0 264 264\" xmlns=\"http://www.w3.org/2000/svg\"><path fill=\"white\" fill-rule=\"evenodd\" d=\"M176 227L179 230V235L175 236L169 243V248L173 251L182 247L188 240L187 228L182 224H178Z\"/></svg>",
    "mask_w": 264,
    "mask_h": 264
}]
</instances>
